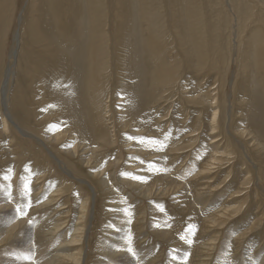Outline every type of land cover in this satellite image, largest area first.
Listing matches in <instances>:
<instances>
[{
	"label": "rangeland",
	"instance_id": "rangeland-1",
	"mask_svg": "<svg viewBox=\"0 0 264 264\" xmlns=\"http://www.w3.org/2000/svg\"><path fill=\"white\" fill-rule=\"evenodd\" d=\"M110 1L70 0L72 20L79 21L81 39L85 38L80 42L84 41L82 62L73 60L85 105L84 112L75 107L73 123L80 126V137H85L84 151L78 149L76 156L63 151L70 121L47 105L49 98L40 77L43 102L39 115L26 106L31 115L28 122L22 113L15 117L23 120L24 124L15 123L22 131L10 126L2 132L0 108V264H264V67L260 70L264 64V0H175L171 9L178 28L171 24L170 15L168 23L164 0H134L132 6L123 2L124 9L135 7L129 24H134L131 29L136 38L131 43L138 53L132 57L143 62L141 72L150 83L146 87L154 93L149 98L153 102L143 104L133 101L136 91L130 95L131 99L121 103V122L114 115L119 103L112 99L119 82L104 81L100 65L111 44ZM14 5L11 15L6 6L0 15V99L7 69L12 66L13 71L10 100H6L9 116L23 98L13 94L14 88L20 86L26 96L19 84H26L31 68L22 64L14 44L16 35L21 33L25 43L40 44L37 47L44 44L34 31L31 15H45V20L50 19L51 36L60 38L66 50L74 47L68 33L56 32L59 26L51 18L59 12V0H16ZM63 10L67 13V6ZM206 22H211L208 27ZM67 29L70 33L68 24ZM87 30L94 34L91 59L84 56L92 40ZM149 32L165 42L160 52L147 44ZM113 50L114 57L117 51ZM40 64L42 70L47 62ZM133 69L138 71L137 64ZM63 89L62 85L55 90L59 99L65 94ZM135 104L139 109L133 120L126 111ZM25 131L34 138L25 137ZM45 136L63 139L55 144L40 141ZM68 141L66 151H73L79 141Z\"/></svg>",
	"mask_w": 264,
	"mask_h": 264
},
{
	"label": "bare ground",
	"instance_id": "bare-ground-1",
	"mask_svg": "<svg viewBox=\"0 0 264 264\" xmlns=\"http://www.w3.org/2000/svg\"><path fill=\"white\" fill-rule=\"evenodd\" d=\"M15 1L16 0H0V15H2V11L1 10H3V8L6 6L8 9H9V11H10V15L12 14V11H13V6H15L14 5V3H15ZM132 1L134 2V0H111L110 1V5H112V9L111 10H113V11H111L112 12V17H110V25H111V30H110V36H111V44H110V47L108 48V46H107V51L109 52V54H108V52H107V58L105 59V61L104 62H102V60L100 61L101 62V74H103V76L102 77H104V81H107V80H113V82L115 83V80H117V82H119V85H118V87H117V90H116V93H115V96H116V98H112V99H116L115 100V103L117 102V103H119L118 104V108H116V109H118V111L115 109L114 110V115H115V117L117 118V120H119L120 122H121V120L124 118V116H123V106L124 105H121V103H126L127 102V100H128V98L130 97V99H131V97L132 96H130V95H133V93L136 91V97H134L133 96V101H141V103L143 104V103H149L148 101H152V100H149V98L152 96V92L154 93V91H153V89H151V90H149L146 86L148 85V84H150L149 83V81H148V79L146 78V76H145V74H143L141 71L143 70L144 71V67H143V62H142V64H141V62H140V60L137 58V60H136V57H132V55H133V53H138V49H137V46H135V44H132L131 43V41L134 39V38H136L135 36H134V33H133V31H132V29H131V25H134V24H132L131 23V25L129 24L130 23V21L131 22H133L132 20L134 19V18H132L131 20L129 19V18H131L132 16H134L133 14H132V10L133 11H135V7H130L129 5H131L132 6ZM166 3H164V4H166L167 5V9H166V11H167V13H168V16L170 15L171 16V18H172V20H171V18H170V16H169V20H168V23H169V21L171 20V24H174V25H176V27L178 28V27H180V26H178V24H177V22H175V15L173 14V12H172V9H171V7H172V4H173V2L175 1V0H164ZM123 2H127L129 5L124 9V7H123ZM12 4H13V6H12ZM64 5L65 6H67V9H68V12L66 13V11H64L63 10V8H64ZM165 5V6H166ZM174 5V4H173ZM57 6V4H55V7ZM71 7V3H70V0H59V5H58V10L57 11H59L58 12V14H54V13H52L51 14V18L52 19H55V23H56V25L57 26H59V29H60V32L59 31H56V32H58L59 34L61 33V32H63V34L64 33H68L69 34V36H68V39H70V45H72L73 44V48H72V46L71 47H69L68 46V48L70 49V48H72L71 49V51L70 50H66V49H64V48H62L61 46H63V45H60L59 44V42H58V40H60V38L58 39V40H55L52 36H51V34H50V32H49V24H48V22H50V19H46L45 20V18H46V16L45 15H42V13H41V15H39V13L38 14H36V13H34L33 15H31V22L32 23H34V25H35V33L37 34V36L40 34L41 35V37L40 38H43L44 39V44L41 46V47H37V46H39V45H35V44H33V43H30V41H26L27 43H25V40H24V38H23V40L21 39V33H19V34H17L16 35V43H14V44H16V50H17V52H18V54H19V56L22 58V60H23V63L22 64H25L26 65V67H27V69L29 68V66L31 67L30 68V71H28V75H26V84H19V85H23V89H25V93H26V96H25V94L24 93H22L21 92V87L19 86V88H18V86L17 87H15L14 88V91H13V94H20L18 97L20 98V96L22 97L23 96V98H21L20 99V101H19V104L20 105H18V104H16V102L14 101V98H12L13 96L11 95V98H12V102H13V104L15 103L16 105H14V111L12 110V117L13 118H11V116H9L10 115V113L8 112V110H7V108H6V104H7V102H6V100L8 99V100H10L9 99V97H7V95H8V91H10L9 90V82L12 80V75H13V71L11 70V68H12V66L11 67H9L10 69H7L8 70V72H7V80L3 83V86H2V91H1V94H2V97H1V99H0V108H1V112H3V115H4V119H3V121H2V126H1V128H2V132H7L8 131V127H10V126H14V127H16V128H18L20 131H22V129H21V127L19 126H17L15 123L17 122V124L20 122L21 124L23 123L24 124V122H25V120L28 122V120L26 119V118H28L27 116H28V113H29V111L31 112V113H33V111H35L36 112V114H38V111H39V104L40 103H42L43 101L42 100H40V98L42 97V93L40 92V90L38 89V87L40 86V84L42 83V85L44 86V88H43V91L45 92V93H47L48 94V98H49V101H48V103H47V105H49L50 107H52L53 109H54V111H56V113L59 115V117H61V118H63L64 120L66 119V120H68V122H69V124H67V123H65V124H67L68 125V129H70L71 130V132H70V134L68 135V138H66V140L64 141V142H62L63 143V151L64 152H66V153H68V154H70L71 156H76L77 155V150L78 149H80V150H83L84 151V147L83 146H81V144L83 143V142H85V137H80L81 135H82V133L83 132H81V130L78 128V127H80V126H77L76 125V123H73V120H75L73 117V115L75 114L76 116H77V113H76V110H75V107L76 106H78L79 107V111L80 110H82L83 112H84V102H82V97H83V90L82 91H78V89H77V78H76V75H75V73L74 72H76V70H74V65H75V63H77V62H75L74 61V63H73V60H76V61H79L80 59H81V62H82V57H83V55L81 54V52H80V50H81V48H82V46L84 45V44H82V43H84V41L82 42V43H80L82 40H84L83 39V37H82V39H81V35L83 36V34H82V30L80 29V24H79V21L78 20H72V18H73V16H74V13L72 12V11H70V10H72V8H70ZM130 8H131V10H130ZM14 9H16V6H15V8ZM140 9V8H139ZM114 10H115V12H114ZM124 10V11H123ZM44 11V10H43ZM42 11V12H43ZM3 12H4V10H3ZM109 12V11H108ZM128 12H130L129 14H128ZM210 12V11H209ZM211 13V12H210ZM144 14V13H143ZM132 15V16H131ZM60 16V17H59ZM1 17H3V16H0V20H1ZM4 17H6V16H4ZM59 18V19H58ZM69 18V19H68ZM253 18V17H252ZM262 18V17H261ZM264 18V17H263ZM91 19H93L92 20V22H94V17L93 16H91ZM113 19H115V25H112V23H111V21L113 20ZM136 19V18H135ZM143 19V18H142ZM150 19H152V18H150ZM167 19V18H166ZM255 19V20H254ZM253 20L254 21H256V18H254ZM258 19V18H257ZM6 20H7V18H6ZM259 20H260V17H259ZM135 21V23L137 22L136 20H134ZM144 21V20H143ZM152 21V20H151ZM206 21H208V20H206ZM254 21H252L253 23H254ZM258 21V20H257ZM141 22H142V20H141ZM264 22V21H263ZM91 23V22H90ZM167 23V24H168ZM208 22H206V24H207ZM209 23H211V22H209ZM208 23V24H209ZM251 23V22H250ZM257 23V22H256ZM5 24H7V23H5ZM10 24V23H9ZM25 24V23H24ZM23 24V25H24ZM26 24H27V22H26ZM31 24V23H30ZM67 24L69 25V29H70V33L68 32V29L67 30H65V28L67 27ZM82 24V23H81ZM147 24H149V23H147ZM170 24V25H171ZM208 24H207V27H208ZM44 25V26H43ZM83 25V24H82ZM136 25V24H135ZM19 26H20V20H19ZM168 26H169V24H168ZM199 26V25H198ZM205 26V25H204ZM5 27V26H4ZM17 27H18V25H17ZM26 27H31V25L30 26H26ZM84 27V26H83ZM140 27H141V25H140ZM154 27V26H153ZM206 27V26H205ZM210 27V26H209ZM8 28H10V27H8ZM19 28V27H18ZM17 28V29H18ZM33 28V27H32ZM199 27H197V29H198ZM214 28H216V27H214ZM11 29V28H10ZM20 29H22L21 28V26H20ZM25 29H27V28H25ZM85 28H83V30H84ZM147 29V28H146ZM154 29V28H153ZM200 29V28H199ZM202 29V28H201ZM207 31H209L207 28H205ZM264 29V28H263ZM263 29H261V31L263 30ZM86 30V29H85ZM179 30H180V28H179ZM214 30V29H213ZM19 31V30H18ZM28 31V30H27ZM34 31H33V33H34ZM88 31V33L90 32L89 30H87ZM145 30H143V32H144ZM154 31H156L155 29H154ZM170 31H171V28H170ZM200 31V30H199ZM218 31H220V30H218ZM218 31H214V32H217L218 33ZM222 31V30H221ZM220 31V32H221ZM264 31V30H263ZM262 31V32H263ZM7 32H8V29H7ZM31 32V31H30ZM173 32V31H172ZM205 32V34H206V31H204ZM261 32V33H262ZM5 33V32H4ZM85 33V32H84ZM208 33H210V31L208 32ZM26 34V33H25ZM28 34V33H27ZM52 34H53V32H52ZM62 34V33H61ZM87 34V33H86ZM220 34V33H219ZM259 34V33H258ZM58 35V34H57ZM88 35V34H87ZM87 35H84L85 37L87 36ZM94 34L93 33H91L90 32V36L91 37H89L90 39H92L91 41H89V44H88V46H89V48H90V46H91V48H90V52L88 53V51L86 50V52H85V54H84V56L85 55H87L88 54V56L90 57V58H88V59H91V57L93 56V54H94V48H93V43H91L92 41H93V38H94V36H93ZM172 35V34H171ZM211 35H212V33H211ZM224 34H222V37H223V39H224V36H223ZM30 36V35H29ZM33 36H34V34H33ZM56 36V35H55ZM210 36V35H209ZM214 36V35H213ZM212 36V37H213ZM220 36H221V34H220ZM251 36H252V34H251ZM250 35H249V37H251ZM254 36V35H253ZM253 36H252V39H253ZM258 36V35H257ZM5 38H6V36H4ZM59 37H60V35H59ZM176 37H177V35H176ZM208 37V36H207ZM217 37V36H216ZM26 38H27V36H26ZM66 38V37H65ZM175 38V37H174ZM214 38H215V36H214ZM213 38V39H214ZM218 38H219V35H218ZM217 38V39H218ZM254 38H256V37H254ZM260 38V37H259ZM57 39V38H56ZM144 39V38H143ZM177 39V38H176ZM198 39V38H197ZM212 39V40H213ZM216 39V40H217ZM220 39H221V37H220ZM248 39V38H247ZM263 39V38H262ZM261 38H260V40H262ZM27 40H29L28 38H27ZM208 40V39H207ZM211 40V39H210ZM211 40V41H212ZM226 40V39H225ZM251 40V39H250ZM258 41H259V39H257ZM64 41H65V39H64ZM85 41H87V40H85ZM146 41H147V44L148 45H150L151 46V48H152V45H153V48L154 49H157L158 50V52H160L161 51V48L160 47H163V46H165V42H164V44L161 42H159V40L158 39H156L155 38V35L154 34H152L151 32H149V33H146ZM215 41V40H214ZM61 42V41H60ZM134 42V41H133ZM144 42V41H143ZM197 42H198V40H197ZM248 42V41H247ZM257 42V41H256ZM65 43H67V42H65ZM207 43V42H206ZM225 43V42H224ZM249 43V42H248ZM258 43H261V41L260 42H258ZM64 44V43H63ZM68 44V43H67ZM87 44V43H86ZM200 44V42H198V45ZM226 44V43H225ZM65 45V44H64ZM176 46L178 45V44H175ZM207 45H208V43H207ZM215 45V44H214ZM67 46V45H66ZM223 46V45H222ZM225 46V45H224ZM250 46V45H249ZM179 47V46H178ZM196 47V46H195ZM211 47V48H210ZM209 48L210 49H212L213 47H212V45L210 46ZM220 47H221V45L219 46V49H220ZM226 47V46H225ZM116 49V51H117V53H120V51H122V53H120L121 55L119 56V54H117V53H114V54H116L114 57H113V49ZM120 48H122V49H120ZM176 48V47H175ZM207 48V47H206ZM209 48H208V50H209ZM179 49V48H178ZM221 49H222V47H221ZM224 49V48H223ZM236 49V48H235ZM244 49V48H243ZM247 49V48H246ZM245 49V50H246ZM11 50V49H10ZM244 50V51H245ZM252 50V49H251ZM6 51V50H5ZM147 51V50H146ZM165 51V50H164ZM181 51H182V49H181ZM195 51V50H194ZM209 51H211V50H209ZM222 51V50H221ZM148 52H149V54H150V50H148ZM170 52V51H169ZM183 52V51H182ZM196 52V51H195ZM199 52V51H198ZM238 52V51H237ZM252 52V51H251ZM1 53V52H0ZM154 53V52H153ZM184 53V52H183ZM182 53V54H183ZM200 53L202 54V52L200 51ZM204 53V52H203ZM211 53V52H210ZM209 53V54H210ZM215 53V52H214ZM90 54V55H89ZM163 54V53H162ZM165 54V53H164ZM163 54V55H164ZM222 54H224V53H222ZM243 54V53H242ZM245 54V53H244ZM252 53H248L247 55H251ZM2 55V54H1ZM155 55V54H154ZM203 55V54H202ZM205 55V54H204ZM236 55V54H235ZM238 55H240V53H238ZM3 56H4V54H3ZM152 56V55H151ZM192 56V55H191ZM209 56V55H208ZM223 56V55H222ZM252 56V55H251ZM11 57V56H10ZM113 57V58H112ZM148 57H149V55H148ZM156 57V56H155ZM161 57H162V55H161ZM179 57V56H178ZM183 57H184V54H183ZM196 57H198V56H196ZM210 57V56H209ZM216 57V56H215ZM218 58H219V54H218V56H217ZM243 57H244V55H243ZM97 58V57H96ZM96 58H94V59H96ZM105 58V57H104ZM242 58V57H241ZM247 58H248V56H247ZM6 59V58H5ZM154 59V58H153ZM156 59V58H155ZM182 59V58H181ZM195 59H197V58H195ZM206 59V58H205ZM220 59V58H219ZM218 59V60H219ZM245 59V58H244ZM243 59V60H244ZM249 59V58H248ZM15 60H17V56H16V59ZM97 60V59H96ZM110 60V61H109ZM118 60H120V63H119V61ZM158 60V59H157ZM160 60H161V58H160ZM180 60V59H179ZM198 60H200L199 58H198ZM210 60V59H209ZM209 60H207V61H209ZM213 60H214V58H213ZM217 60V61H218ZM222 60V59H221ZM8 61V60H7ZM88 61V60H87ZM111 61H113V64H112V67H111ZM153 62V60L151 59L150 60V62ZM155 61V60H154ZM195 61V60H194ZM220 61V60H219ZM218 61V62H219ZM251 61H252V59H251ZM19 62V61H18ZM42 62H47V64L46 65H43L42 67H43V69L41 70V68H40V66H41V64L39 65V63H42ZM81 62H78V64L76 65L77 67H78V65H79V63H81ZM99 62V63H100ZM158 62V61H157ZM181 62V61H180ZM196 62V61H195ZM206 62V61H205ZM222 62V61H221ZM244 62V61H243ZM17 63V62H16ZM154 63V62H153ZM182 63V62H181ZM210 63V62H209ZM253 63H254V61H253ZM260 63V62H259ZM74 64V65H73ZM135 64H137V68H138V71L137 72H134V69H133V66L135 65ZM155 64H158V63H156V61H155ZM166 64L168 65V63L166 62ZM195 64V63H194ZM203 64H205L204 62H203ZM203 64H202V67H203ZM211 64V63H210ZM209 64V65H210ZM250 64H252V63H250ZM17 65V64H16ZM91 65V64H90ZM89 65V66H90ZM99 65V66H100ZM151 65H153L152 63H151ZM181 65V64H180ZM183 65H186V63L185 64H183ZM196 65V64H195ZM201 65V64H200ZM212 65V64H211ZM246 65V64H245ZM254 65V64H253ZM261 66H262V69H260L261 71L263 70V65H262V63L260 64ZM5 66V65H4ZM4 66H3V68H4ZM20 66H22V65H20ZM92 66L94 67V66H96V64L95 63H93L92 64ZM215 66V65H214ZM213 66V67H214ZM217 66V65H216ZM215 66V67H216ZM248 66V65H247ZM250 66V65H249ZM2 67V66H1ZM6 67V66H5ZM24 67V66H23ZM82 67V66H81ZM154 65H153V70H154ZM159 67H160V65H159ZM208 67V66H207ZM245 67V66H244ZM254 67H255V65H254ZM258 67V66H257ZM256 67V68H257ZM17 68V67H16ZM89 68V67H88ZM91 68V67H90ZM97 68V67H96ZM95 68V69H96ZM162 68V67H161ZM160 68V69H161ZM185 68V67H184ZM189 68V67H188ZM209 68V67H208ZM247 68V67H246ZM245 68V69H246ZM261 68V67H260ZM21 69V68H20ZM75 69H77L76 67H75ZM156 69V68H155ZM5 70V69H4ZM3 70V71H4ZM23 70L26 72V70L23 68ZM44 70V71H43ZM78 70H79V68H78ZM85 70V68L83 69V71ZM109 70V71H108ZM191 70V69H190ZM195 70H198V69H195ZM206 70H208V69H206ZM217 70V69H216ZM22 71V70H21ZM152 71V70H151ZM189 71V70H188ZM240 71V70H239ZM254 71V70H253ZM257 71H259V70H257ZM80 72H82V71H80L79 70V73ZM85 72V71H84ZM180 72H182V71H180ZM193 72H194V70H193ZM196 72V71H195ZM199 72V71H198ZM205 72V71H204ZM215 72V71H214ZM242 72V71H241ZM18 73V72H17ZM16 73V74H17ZM77 73V72H76ZM86 74H87V72H85ZM105 73H109L107 76H105ZM153 73H155V72H153ZM169 73V72H168ZM187 73V72H186ZM210 73H211V71H210ZM219 73V72H218ZM221 73V72H220ZM259 73H260V71H259ZM263 73V72H262ZM262 73L260 74V76L262 75ZM15 74V73H14ZM19 74V73H18ZM17 74V76H22V72H21V74H19L18 75ZM122 74V75H121ZM150 74V73H149ZM192 74V73H191ZM194 74V73H193ZM197 74V73H196ZM250 74V73H249ZM248 74V75H249ZM5 75V74H4ZM222 75V74H221ZM25 76V75H24ZM24 76H22V77H24ZM81 76H83V75H81ZM220 76V75H219ZM222 76H224V74L222 75ZM15 77V76H14ZM39 77H40V84H38L39 83ZM133 77V78H132ZM150 77V76H149ZM170 77V76H169ZM179 77H181V76H179ZM185 77V76H184ZM183 77V79H185ZM249 77V76H248ZM251 77H252V75H251ZM10 78H11V80H10ZM187 78H188V76H187ZM190 78V77H189ZM250 78V77H249ZM256 78H259V77H256ZM262 78V77H261ZM132 79H134L135 81L134 82H132L133 80ZM156 79H158V77L156 78ZM10 80V81H9ZM21 80V79H20ZM24 80V79H23ZM76 80V81H75ZM150 80V79H149ZM152 80V79H151ZM150 80V81H151ZM13 81V80H12ZM29 83H28V82ZM96 81V80H95ZM158 81H160L159 79H158ZM202 81V80H201ZM237 81V80H236ZM132 82V83H131ZM207 82H208V80H207ZM16 83V82H15ZM18 83V82H17ZM22 83V82H21ZM23 83H24V81H23ZM27 83H28V85H27ZM112 83V82H111ZM114 83H112V84H114ZM192 83H194V82H192ZM13 84V83H12ZM87 84V83H86ZM137 84V87L135 86ZM178 84V83H177ZM184 84V83H183ZM199 84V83H198ZM211 83H209V85H210ZM29 85H31V86H33L34 88H30L29 87ZM64 86V89L62 90V91H64L65 92V94H64V96H62L61 97V99H59L58 98V96H56V94L57 93H55V92H58V91H55L56 90V88L58 87V86ZM157 85V84H156ZM208 85V86H209ZM16 86V85H15ZM114 86V85H113ZM204 86H205V84H204ZM236 86V85H235ZM11 87V86H10ZM37 87V88H36ZM197 88H198V85L196 86ZM207 87V86H206ZM115 88V87H114ZM158 88V87H157ZM196 88V89H197ZM205 88V87H204ZM214 88V87H213ZM212 88V89H213ZM217 88V87H216ZM35 89H37L36 91H35ZM86 89H89V87L88 88H86ZM85 89V90H86ZM142 89V90H141ZM159 89V88H158ZM199 89H201V88H199ZM207 89V88H206ZM258 89V88H257ZM261 89H264V88H261ZM205 90V89H204ZM239 90H241V89H239ZM244 90V89H243ZM246 90V89H245ZM28 91L29 92H31L30 94H34V96H37L36 97V99L34 98V96L33 95H29V93H28ZM199 91V90H198ZM206 91V90H205ZM258 91V90H257ZM263 91V90H262ZM90 92V91H89ZM201 92V91H200ZM220 92V91H219ZM242 92V91H241ZM244 92H246V91H244ZM243 92V93H244ZM158 93H160V92H158ZM157 93V94H158ZM196 93V92H195ZM262 92H260V94H261ZM264 93V92H263ZM97 93H95V95H96ZM198 94V93H197ZM202 94V93H201ZM204 94V93H203ZM241 94V93H240ZM59 95H62V94H59ZM193 95V94H192ZM218 95H219V93H218ZM138 96L139 97H141V98H138ZM196 96V95H195ZM198 96V95H197ZM202 96V95H201ZM60 97V96H59ZM205 97V96H204ZM195 98H197V97H195ZM198 98H200V97H198ZM215 98V97H214ZM33 99H35V100H33ZM81 99V101H79ZM206 99V98H205ZM221 99V98H220ZM263 99H264V95H263ZM202 100V99H201ZM200 100V101H201ZM210 100V99H209ZM157 101V100H156ZM206 101V100H205ZM219 101V100H218ZM221 101V100H220ZM153 102V101H152ZM151 102V103H152ZM158 102V101H157ZM202 102H204L203 100H202ZM215 102V101H214ZM214 102H212V103H214ZM116 103V104H117ZM140 103V104H141ZM26 106L29 108V111L27 110V108H26ZM117 106V105H116ZM137 107H139V106H137ZM115 108V107H114ZM119 108H121V109H119ZM197 108V107H196ZM200 108V107H199ZM138 109L139 108H136V104H135V107L133 108V109H131L130 111H126V113H127V117L129 116L131 119H133V120H135L137 117H136V115H137V112H138ZM192 109H193V107H192ZM209 109V108H208ZM213 109V108H212ZM219 109V108H218ZM197 110V109H196ZM204 110H206V109H204ZM209 111V110H208ZM217 111H219V110H217ZM20 112V113H19ZM129 112H131V115H130V113ZM140 112V111H139ZM182 112V111H181ZM9 115H8V114ZM24 114V115H26L25 117H23L24 118V122H23V120L21 119V121H19V120H17L18 118H17V115H19V114ZM183 113V112H182ZM181 113V114H182ZM34 114V113H33ZM190 114H191V112H190ZM206 114V113H205ZM205 114H204V116H205ZM215 114H217L216 112H213V116L215 115ZM39 115V114H38ZM119 115V116H118ZM194 115V114H193ZM197 115V114H196ZM29 116L31 117V115H30V113H29ZM210 116V115H209ZM212 116V117H213ZM10 119H9V118ZM15 117L17 118V119H15ZM19 117V116H18ZM22 117V116H21ZM126 117V118H127ZM183 118V117H182ZM206 118V117H205ZM15 120V122L14 121H12V120ZM149 115H147V119H146V121H147V123L149 122ZM154 119V118H153ZM212 119H214V118H212ZM217 119V118H216ZM65 120V121H66ZM83 120V119H82ZM156 120V119H155ZM190 120V119H189ZM206 121V120H205ZM215 121H218V120H214L213 122H215ZM212 122V121H211ZM30 124H32L30 121H29V126H30ZM149 124V123H148ZM209 124V123H208ZM213 124V123H212ZM26 125H28V124H26ZM87 126V125H86ZM215 126V125H214ZM207 127V126H206ZM213 127V126H212ZM216 127V126H215ZM22 128H24V127H22ZM54 128V127H53ZM14 129V128H13ZM25 129V128H24ZM88 129V128H87ZM86 129V130H87ZM208 130H209V128H207ZM45 130H48V126H46L45 127ZM91 130V129H90ZM50 131V130H49ZM88 131V130H87ZM19 132V131H18ZM215 132V131H214ZM25 137H27V138H34L30 133H28V131H25V132H23L22 133ZM202 134V133H201ZM206 134V133H205ZM21 136V135H20ZM206 136V135H205ZM90 137V136H89ZM24 138V137H23ZM75 138H77L78 139V141H79V143L77 144V145H75V147H74V149H73V151L71 150V151H66V147H68V144L70 145V142L68 141V140H70V139H75ZM84 138V139H83ZM91 138V137H90ZM63 138H59V137H53V136H45L44 137V139L43 140H40V141H46V142H51V141H53L52 143H58L59 141H61ZM88 139V138H87ZM212 141V140H211ZM41 143H43V142H41ZM52 145V144H51ZM41 147V146H40ZM64 147H65V149H64ZM218 148V147H217ZM1 157V156H0ZM2 158V157H1ZM37 160V159H36ZM6 161H8V160H6ZM24 162V161H23ZM5 163V162H4ZM34 163V162H33ZM3 164V162H1L0 163V165H2ZM11 165V164H10ZM25 165V164H24ZM6 167H5V169L7 170L8 169V166H9V161H8V164L7 165H5ZM42 169V168H41ZM27 174V173H26ZM68 174V173H67ZM6 175V174H5ZM71 175V174H70ZM4 178V177H3ZM2 178V179H3ZM140 255V254H139ZM141 256H142V254H141ZM140 257V256H139ZM139 257H138V259H139ZM241 262H242V260H240ZM240 262V263H241ZM254 262L253 261H249L247 264H253ZM238 264H239V262H238ZM244 264V263H243ZM246 264V263H245ZM256 264V263H255Z\"/></svg>",
	"mask_w": 264,
	"mask_h": 264
},
{
	"label": "snow or ice",
	"instance_id": "snow-or-ice-1",
	"mask_svg": "<svg viewBox=\"0 0 264 264\" xmlns=\"http://www.w3.org/2000/svg\"><path fill=\"white\" fill-rule=\"evenodd\" d=\"M17 211H20L19 209H17ZM190 242V241H189Z\"/></svg>",
	"mask_w": 264,
	"mask_h": 264
}]
</instances>
